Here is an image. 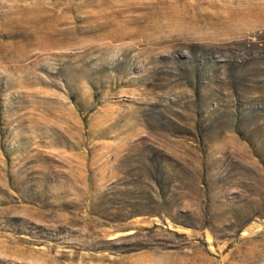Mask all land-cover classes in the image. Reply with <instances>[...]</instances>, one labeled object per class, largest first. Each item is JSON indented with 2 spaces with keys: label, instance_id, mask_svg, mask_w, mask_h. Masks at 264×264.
<instances>
[{
  "label": "rangeland",
  "instance_id": "374dc122",
  "mask_svg": "<svg viewBox=\"0 0 264 264\" xmlns=\"http://www.w3.org/2000/svg\"><path fill=\"white\" fill-rule=\"evenodd\" d=\"M0 264H264V0H0Z\"/></svg>",
  "mask_w": 264,
  "mask_h": 264
}]
</instances>
